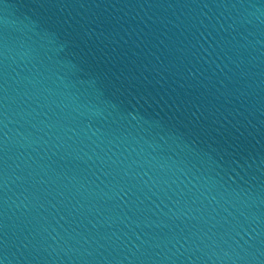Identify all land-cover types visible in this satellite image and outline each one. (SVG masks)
<instances>
[{
  "label": "water",
  "instance_id": "95a60500",
  "mask_svg": "<svg viewBox=\"0 0 264 264\" xmlns=\"http://www.w3.org/2000/svg\"><path fill=\"white\" fill-rule=\"evenodd\" d=\"M3 264H264V0H0Z\"/></svg>",
  "mask_w": 264,
  "mask_h": 264
},
{
  "label": "snow or ice",
  "instance_id": "6c2138e0",
  "mask_svg": "<svg viewBox=\"0 0 264 264\" xmlns=\"http://www.w3.org/2000/svg\"><path fill=\"white\" fill-rule=\"evenodd\" d=\"M0 264H3V261L2 260H0Z\"/></svg>",
  "mask_w": 264,
  "mask_h": 264
}]
</instances>
